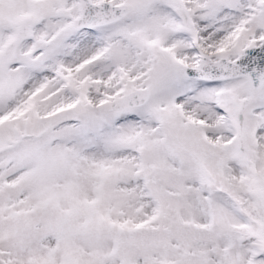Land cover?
Instances as JSON below:
<instances>
[{"label": "snow or ice", "instance_id": "snow-or-ice-1", "mask_svg": "<svg viewBox=\"0 0 264 264\" xmlns=\"http://www.w3.org/2000/svg\"><path fill=\"white\" fill-rule=\"evenodd\" d=\"M0 264H264V0H0Z\"/></svg>", "mask_w": 264, "mask_h": 264}]
</instances>
